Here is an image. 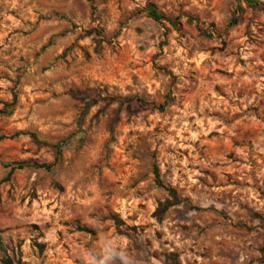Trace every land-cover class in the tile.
I'll use <instances>...</instances> for the list:
<instances>
[{"label":"rangeland","instance_id":"obj_1","mask_svg":"<svg viewBox=\"0 0 264 264\" xmlns=\"http://www.w3.org/2000/svg\"><path fill=\"white\" fill-rule=\"evenodd\" d=\"M0 240L264 264V0H0Z\"/></svg>","mask_w":264,"mask_h":264},{"label":"trees","instance_id":"obj_2","mask_svg":"<svg viewBox=\"0 0 264 264\" xmlns=\"http://www.w3.org/2000/svg\"><path fill=\"white\" fill-rule=\"evenodd\" d=\"M241 8V7H239ZM148 12L149 15L151 17H153L156 20H160L163 18V15L157 10V7L154 4H149L148 5ZM237 22V18L234 19L233 23ZM14 100H16V96H14ZM32 136L36 139V136L34 134H32ZM55 147L57 148V152L60 156L61 152H62V143H58L55 144ZM25 163H19L18 166H23ZM37 166L40 167H49V165L46 164H37ZM14 169V167L12 168V170ZM156 176L158 178V172L155 170ZM167 205H170V203H167ZM0 246L3 249L4 253H5V257L3 258L2 262L0 264H15L14 259L12 258V256H10L7 252V249L4 247L3 242L0 240ZM18 264H26L24 262H22L21 260H19ZM177 264V263H176Z\"/></svg>","mask_w":264,"mask_h":264}]
</instances>
